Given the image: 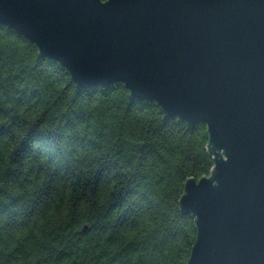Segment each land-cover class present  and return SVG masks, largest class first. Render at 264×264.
Segmentation results:
<instances>
[{
    "label": "trees",
    "instance_id": "obj_1",
    "mask_svg": "<svg viewBox=\"0 0 264 264\" xmlns=\"http://www.w3.org/2000/svg\"><path fill=\"white\" fill-rule=\"evenodd\" d=\"M208 145L205 123L123 82L78 87L0 22V264H187L179 201L212 173Z\"/></svg>",
    "mask_w": 264,
    "mask_h": 264
},
{
    "label": "water",
    "instance_id": "obj_2",
    "mask_svg": "<svg viewBox=\"0 0 264 264\" xmlns=\"http://www.w3.org/2000/svg\"><path fill=\"white\" fill-rule=\"evenodd\" d=\"M0 22L78 87L123 82L205 123L214 168L179 201L197 228L187 264H264V0H0Z\"/></svg>",
    "mask_w": 264,
    "mask_h": 264
}]
</instances>
